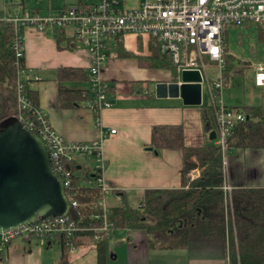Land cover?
I'll list each match as a JSON object with an SVG mask.
<instances>
[{"label": "crops", "instance_id": "0c3cea01", "mask_svg": "<svg viewBox=\"0 0 264 264\" xmlns=\"http://www.w3.org/2000/svg\"><path fill=\"white\" fill-rule=\"evenodd\" d=\"M81 1L89 4L93 0ZM138 2L123 0L126 7H134ZM57 9L60 8H49L42 13L41 8L33 6L29 9L16 7L12 11L9 0H0V16L3 18L18 16L25 11L47 14ZM60 31L62 40L58 46L57 29L53 27L38 31L26 26L22 30L27 69L25 78L28 86L37 90L39 106L51 127L67 141L90 142L99 139L105 161L102 183L110 191L116 189L124 192L127 203L133 207L143 199L147 189L179 188L182 152L177 148L153 152L150 149V129L158 123L181 124L186 146L203 145L205 136L200 119V106L204 105L202 101L201 105L196 106L183 104L179 96L157 97L155 84L173 81L172 71L141 67L137 56L148 57L152 46L144 38L125 34L118 42L123 51L132 55H110L100 71L101 79L113 86L111 106L102 108L97 117L85 103L74 108H62L58 97L57 69L73 66L87 71L89 56L86 49L74 41L72 27ZM64 84L89 86L88 77L85 82ZM109 128L116 132H105ZM79 160L87 166L93 164L91 159ZM226 161L227 179L231 186H264L262 150L233 149ZM194 172L193 176L198 174L197 170ZM53 240L40 244L35 239L16 238L5 251L4 264H56L54 261L58 253H53ZM108 246L111 255L107 264H235L228 253L226 239H191L181 249L150 250L144 231L119 228L111 232ZM91 250L96 251V243L91 238H81L80 244L68 252L69 264H76L77 261L84 264L83 260ZM96 255L97 252L94 260L87 264H96Z\"/></svg>", "mask_w": 264, "mask_h": 264}, {"label": "trees", "instance_id": "16d2710c", "mask_svg": "<svg viewBox=\"0 0 264 264\" xmlns=\"http://www.w3.org/2000/svg\"><path fill=\"white\" fill-rule=\"evenodd\" d=\"M77 3L82 4L81 0ZM31 12H36L32 10ZM22 31V30H21ZM20 31V33H21ZM17 26L0 16V128L13 119L24 123H41V108L38 92L28 86L21 70L25 69L24 54L17 58L12 42L17 36ZM57 29L56 42L62 40ZM257 36L264 40V26H257ZM226 48V32L223 35ZM120 42V41H119ZM117 44L118 55L131 56ZM141 67L162 68L176 73L166 56L159 53L156 46L151 47L148 57L137 56ZM232 56L225 54L224 72L229 69ZM87 71L73 66L59 67L56 80L59 83L58 97L62 108H74L94 97L90 87L66 85V82H85ZM225 83V78H224ZM108 92L113 86L108 83ZM23 96L26 107L22 108L19 97ZM262 103L242 105L240 109L245 118L232 126L225 140L226 152L233 149H260L264 162V85L261 86ZM95 113V116H98ZM200 119L205 141L198 147L184 144L181 124L158 123L150 129V149L157 153L165 148H177L182 152L180 187L171 189H147L143 199L136 206L127 203L125 193L113 189L109 198L117 203L108 204V221L111 232L114 229H139L145 232L148 248L177 250L186 246L191 239H226L228 253L235 264H264V186H231V204L225 203L222 189L224 181L223 155L219 145L209 139L211 132L216 133L213 109L210 105L200 106ZM35 132V131H34ZM72 173L71 189L79 203L70 208L77 223L89 224L88 217L99 214L96 202L102 196L100 186L96 184L101 173L93 166L80 161H66ZM198 171L193 176L192 171ZM111 235V233H110ZM110 235H103L96 243V264H107L111 255L108 246ZM92 238L90 231L79 232L71 240L56 237L60 246V257L56 264H69L70 243L78 246L80 239ZM5 253L0 252V264H4Z\"/></svg>", "mask_w": 264, "mask_h": 264}, {"label": "built area", "instance_id": "2783aa9c", "mask_svg": "<svg viewBox=\"0 0 264 264\" xmlns=\"http://www.w3.org/2000/svg\"><path fill=\"white\" fill-rule=\"evenodd\" d=\"M5 19L14 23L19 31L12 42L17 58L24 54L21 31L24 27L31 26L38 31L47 27H72L74 41L82 45L89 56L87 77L90 91L95 95L85 105L94 113L112 104L109 86L101 79L100 71L110 55H118L114 49L125 34L144 38L151 46H156L159 53L167 57L179 81L182 71H198L201 86L204 81L208 82V105L213 109L217 130L215 143L221 148L227 179L225 140L232 126L243 120L245 115L240 109L225 105L221 98L225 66L223 35L228 27L264 26V0H139L134 7L124 6L123 0H93L89 4L67 5L53 13L25 11L21 15ZM207 62L215 65L219 75L217 81H211L209 76L213 73L207 71ZM257 69L258 81H264V66ZM26 72V68L21 70L24 76ZM19 102L22 108L26 107L23 96L19 97ZM41 112L40 124L19 121L46 144L54 170L63 181L64 192L65 189H71L73 176L66 161H80V158L92 160V166L101 173L96 182L102 191L101 198L96 202L101 212L89 215V224L77 223L69 211L71 207L77 208L79 203L72 192L69 195L65 193L69 201L66 213L36 219L1 232L0 252L3 253L16 238L35 239L43 244L60 236L71 240L84 231H90L94 241H99L103 235L108 236L111 233V223L107 217L110 190L102 183L105 161L101 154L100 140L67 141L51 127L42 109ZM105 132L114 134L116 130L109 128ZM222 189L225 203L231 204V185L228 179L224 181ZM69 245V251L76 248L72 243Z\"/></svg>", "mask_w": 264, "mask_h": 264}, {"label": "water", "instance_id": "95a60500", "mask_svg": "<svg viewBox=\"0 0 264 264\" xmlns=\"http://www.w3.org/2000/svg\"><path fill=\"white\" fill-rule=\"evenodd\" d=\"M264 85V81H258ZM157 97H180L185 105H201V76L185 70L170 82L155 84ZM216 138L215 132L209 135ZM69 201L54 170L46 144L18 119L0 128V233L66 213Z\"/></svg>", "mask_w": 264, "mask_h": 264}, {"label": "rangeland", "instance_id": "374dc122", "mask_svg": "<svg viewBox=\"0 0 264 264\" xmlns=\"http://www.w3.org/2000/svg\"><path fill=\"white\" fill-rule=\"evenodd\" d=\"M77 1L78 0H9V3L12 11L16 7L29 9L36 6L41 8L42 13H46L49 8H61L68 4H75ZM52 11L55 12V10ZM226 38L227 53L233 58L231 62L226 65L229 69L224 72L225 83L221 90L223 103L229 107L261 104V84L258 83L257 68L261 65L264 66V40L258 38L257 26L246 25L243 27H228ZM206 69L209 73H213L211 75L209 74L211 81H217L219 79L218 72L215 70V65L213 63L207 62ZM209 103V86L208 82L204 81L202 83V104L208 105ZM229 154L230 152L227 151L226 156L228 157ZM191 174H195V172L192 171ZM110 202L117 203L118 201L114 198H109V203ZM114 230H112V232ZM51 243L53 244V253H58L59 256V245L54 240ZM92 248L94 247L92 246ZM94 254H96V251L91 250L89 255L84 258V264L92 262V260H94ZM58 256L54 263H57ZM79 262L80 261H77L76 264H79Z\"/></svg>", "mask_w": 264, "mask_h": 264}]
</instances>
